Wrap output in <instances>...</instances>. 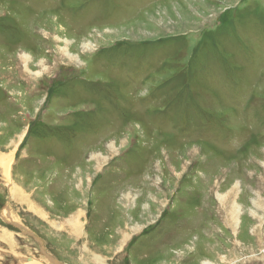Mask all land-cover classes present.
Returning a JSON list of instances; mask_svg holds the SVG:
<instances>
[{"label": "rangeland", "instance_id": "obj_1", "mask_svg": "<svg viewBox=\"0 0 264 264\" xmlns=\"http://www.w3.org/2000/svg\"><path fill=\"white\" fill-rule=\"evenodd\" d=\"M0 211V264H264V0H0Z\"/></svg>", "mask_w": 264, "mask_h": 264}, {"label": "crops", "instance_id": "obj_2", "mask_svg": "<svg viewBox=\"0 0 264 264\" xmlns=\"http://www.w3.org/2000/svg\"><path fill=\"white\" fill-rule=\"evenodd\" d=\"M10 156L11 155H13V156H15V152L13 153V152H11V154H9ZM8 155V156H9ZM13 160V159H12ZM4 207V206H3ZM2 207V208H3ZM1 212V211H0ZM37 212H39V210L37 211ZM71 222H75V224H77L79 221H78V218L75 216V218H72L71 219ZM67 227H70V228H73L72 226H71V224H68V226ZM3 232H5V231H3ZM9 235H11V234H9L8 232H5V233H2V232H0V239H8V240H10V241H8L7 242V245L8 246H5L4 245V249L6 250V251H8V247L10 246V245H12V238H11V236L9 237ZM34 236H35V239H37V240H39V241H41L42 239L40 238V237H38L36 234H34ZM36 236H37V238H36ZM13 237V236H12ZM37 242V241H36ZM40 248H41V250L44 248V247H42L41 245L39 246ZM46 249V248H45ZM48 255H49V253H48ZM51 256V255H50ZM54 259H55V256H52ZM49 260H51V259H49ZM61 260H55V262L56 263H58V264H62L61 262H60Z\"/></svg>", "mask_w": 264, "mask_h": 264}, {"label": "bare ground", "instance_id": "obj_3", "mask_svg": "<svg viewBox=\"0 0 264 264\" xmlns=\"http://www.w3.org/2000/svg\"><path fill=\"white\" fill-rule=\"evenodd\" d=\"M9 157V156H8ZM7 159V158H6ZM9 159V158H8ZM7 161V160H6ZM9 163V165L7 166V167H4V171H5V174H6V171L9 173L10 172V168H11V164H12V162L10 163V162H8ZM5 166L7 165V162H5V164H4ZM10 174V173H9ZM8 177L10 176V175H7ZM10 237V236H9ZM8 240V239H7ZM28 264V263H27Z\"/></svg>", "mask_w": 264, "mask_h": 264}]
</instances>
